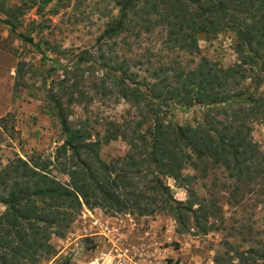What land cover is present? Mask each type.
Masks as SVG:
<instances>
[{
  "label": "rangeland",
  "instance_id": "374dc122",
  "mask_svg": "<svg viewBox=\"0 0 264 264\" xmlns=\"http://www.w3.org/2000/svg\"><path fill=\"white\" fill-rule=\"evenodd\" d=\"M121 1L0 0V172L18 157L31 159L37 154L56 158L65 136L47 94L59 92L61 86L56 81L64 78L65 70L78 96L76 103L67 104L72 95H63L69 120L75 128H88L96 139L107 134L111 128L108 123L114 120L128 126L144 120L143 130L152 127L146 100L140 105L130 103L117 95L112 78L108 76L104 83L103 76L112 67L136 76L143 91L150 89L159 74L157 80L166 91L177 82L181 87L199 64H205L206 71L208 63L217 70L242 63L236 51L237 36L231 30L200 35L197 53L180 50L174 44L170 47L168 27L157 25L148 33L122 34L101 46L98 39L118 20ZM21 34L33 37L40 47L25 41ZM187 42L184 45L188 46ZM19 61L25 62L26 73L14 91ZM77 62H83L84 70H71ZM238 70L227 88L216 89L256 92L260 111L247 125L257 151L249 172L246 166L236 171L214 168L196 180L194 191L199 200L210 204L215 199L221 206L217 218L208 220L212 229L203 233L193 228L190 217L181 232L168 213L112 215L99 207L84 206L65 236H52L55 251L26 264H228L238 262L241 252L251 248L264 250V79L257 85V75L261 74L258 66L242 63ZM181 72L182 79L173 77ZM170 107L168 120L182 125H197L207 111L200 104ZM224 117L219 115V119ZM129 149L120 138L103 143L100 156L110 163ZM54 165L53 174L67 182L69 177ZM183 173L194 175L197 171L188 166ZM163 180L176 199H191L189 188L172 176L164 175ZM4 210L0 205V212Z\"/></svg>",
  "mask_w": 264,
  "mask_h": 264
},
{
  "label": "trees",
  "instance_id": "16d2710c",
  "mask_svg": "<svg viewBox=\"0 0 264 264\" xmlns=\"http://www.w3.org/2000/svg\"><path fill=\"white\" fill-rule=\"evenodd\" d=\"M120 6L118 20L98 39L101 46L122 34L148 33L151 26L157 25L168 27L170 47L174 44L180 50L197 53L200 35L231 30L237 36L239 60L258 66L261 74L257 75V85L264 79V0H123ZM6 22L15 29L10 20ZM21 36L40 47L33 37ZM242 63L220 70L208 63L206 71L205 64H199L181 87L177 82L169 89L164 88L166 91L157 80L159 74L150 89L143 91L136 76L112 67L103 76L104 83L108 76L112 78L117 95L130 103L140 105L146 100L152 127L143 130L144 120L129 126L114 120L108 123L111 128L107 134L96 139L88 128H75L69 120V107L63 95H72L67 104L76 103L78 96L74 95L76 85L70 87V78L66 79L69 72L65 70L64 78L56 81L61 86L59 92L47 94L65 136L56 158L37 154L31 159L18 157L0 172V205L5 206L0 212V264L35 263L38 257L52 254L55 251L50 242L52 236H65L84 206L99 207L112 215L168 213L181 232L190 217L193 228L203 233L212 229L208 220L217 218L221 206L215 199L210 204L199 200L194 191L196 180L214 168L236 171L246 166L249 172L257 151L249 137L251 127L247 125L260 111L256 92L216 89V86L227 88L230 77L236 79L233 72L238 73ZM82 64L77 62L71 70H84ZM25 73V62L19 61L14 91L21 86ZM182 73H174L173 77L182 79ZM197 104L207 108L205 118L197 125L168 120L170 106L187 108ZM220 114L225 117L219 119ZM120 138L130 146L128 153L110 163L103 160L102 144ZM52 165L69 180L62 182L56 177ZM188 166L197 174H184ZM164 175L188 187L191 199L186 202L176 199L165 184ZM196 204L199 206L194 208ZM238 258V262L228 264H264V250L251 248Z\"/></svg>",
  "mask_w": 264,
  "mask_h": 264
},
{
  "label": "bare ground",
  "instance_id": "6f19581e",
  "mask_svg": "<svg viewBox=\"0 0 264 264\" xmlns=\"http://www.w3.org/2000/svg\"><path fill=\"white\" fill-rule=\"evenodd\" d=\"M2 80V79H1ZM8 84V83H7Z\"/></svg>",
  "mask_w": 264,
  "mask_h": 264
}]
</instances>
